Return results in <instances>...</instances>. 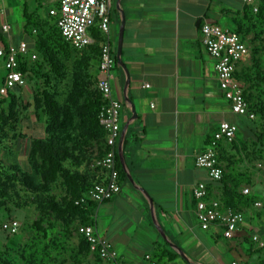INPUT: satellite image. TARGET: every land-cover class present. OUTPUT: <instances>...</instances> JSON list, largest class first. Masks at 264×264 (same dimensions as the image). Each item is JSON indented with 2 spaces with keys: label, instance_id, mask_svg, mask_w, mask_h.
Masks as SVG:
<instances>
[{
  "label": "crops",
  "instance_id": "obj_1",
  "mask_svg": "<svg viewBox=\"0 0 264 264\" xmlns=\"http://www.w3.org/2000/svg\"><path fill=\"white\" fill-rule=\"evenodd\" d=\"M117 2L113 0L111 37L117 50L123 13L125 68L118 63L114 68L112 93L123 103L122 130L133 116L131 104L137 115L130 122L123 151L134 184L128 179L121 184L120 194L97 205L92 217L95 230L126 264H264V251L251 241L258 236L264 242V231L253 217L258 209L246 206V222L232 239H226L219 226L201 229L193 195L196 185L204 182L211 199L225 196L208 172L195 165L223 122L238 126L236 144L220 149L225 174L235 172L243 179L241 189L250 188L258 197L256 202L264 195L254 174L255 165L259 166L258 160L253 161L257 150H242V141L256 135L250 130L251 121L236 115L225 99L217 62L207 54L201 35L202 26L212 23L240 36L248 53L237 65L236 78L250 108L264 109V18L255 12L256 7L264 9V0ZM18 7L23 12V0H0V28L6 22L12 26L10 34H3L9 46L27 42L24 21L17 19ZM93 74L99 76L96 63ZM252 146L256 147L254 142ZM88 172L94 184L107 180L103 169L93 167ZM167 254L177 257L169 262Z\"/></svg>",
  "mask_w": 264,
  "mask_h": 264
},
{
  "label": "trees",
  "instance_id": "obj_2",
  "mask_svg": "<svg viewBox=\"0 0 264 264\" xmlns=\"http://www.w3.org/2000/svg\"><path fill=\"white\" fill-rule=\"evenodd\" d=\"M58 7V4L49 0H23V32L27 42L31 43V53L34 51L37 59L30 64V57H21L20 70L25 76L26 87L18 88L6 96L0 95V151L4 153L3 160H0V212L10 213V204L18 206V202L22 201L19 190L21 187L26 195L35 196L30 205L37 206L43 217L48 215L62 222L64 238L74 250L75 264H90L92 258L93 264H113L93 255L87 240L78 233L79 227L83 225L93 226L92 217L98 204L89 202L86 205H76V201L95 185L88 171L93 170L96 162L103 159L108 150L106 132L99 119L103 98L97 88L98 77L93 74L94 64L100 63L105 38L97 23L90 29L94 43L84 50H76L64 40L56 19L50 15V10ZM44 8L46 11L42 13ZM258 13L264 18V9H259ZM0 41L5 47L9 46L1 30ZM2 64L3 61L0 62L1 67ZM28 82L33 85L28 86ZM2 83L3 77H0V86ZM25 89L31 92L36 124L43 125L44 129L43 137H25L29 144L26 153L27 168L20 163V155L13 149V144L18 139H24L17 131L22 126L23 119L27 120L23 118L26 110L22 106ZM246 100L250 103L247 98ZM251 109L257 118L250 120V130L257 135L258 121L264 122V109L259 106ZM129 134L130 129L123 146L125 152ZM225 144L234 145L236 139L232 142L222 141L216 150L224 173L222 180L215 184L225 193L224 198L218 201L223 209L244 213L246 206L254 208L258 197L252 192L249 195L243 193L241 187L244 181L236 177L235 172L225 174V160L220 154V149ZM116 167L120 183H128L118 152ZM43 221L42 218L30 226H22L21 232L17 234L20 235L27 229L33 233L21 252L25 264L45 263L51 233L44 227ZM4 223L0 221L1 227ZM49 227L54 231L51 224ZM74 232L80 241L78 248L71 244ZM251 241L254 243L253 238ZM260 250L264 251V248ZM176 257L177 255H166L169 262ZM161 261L159 258L160 263ZM0 264L11 263L0 254Z\"/></svg>",
  "mask_w": 264,
  "mask_h": 264
},
{
  "label": "built area",
  "instance_id": "obj_3",
  "mask_svg": "<svg viewBox=\"0 0 264 264\" xmlns=\"http://www.w3.org/2000/svg\"><path fill=\"white\" fill-rule=\"evenodd\" d=\"M50 1L59 5L58 8L50 10V15L56 19L57 27L64 40L73 48L81 51L94 43L90 29L97 23L105 38L101 47L97 88L103 98L99 119L106 132L105 141L108 150L105 157L98 160L94 167L105 170L107 180L95 184L76 201V205H86L89 202L102 204L111 201L122 190L120 174L116 167V155L122 133L120 117L123 103L114 99L112 93V72L117 66L115 43L111 37L113 0ZM252 1L247 0L249 3ZM258 11L259 8L256 7L255 12ZM11 31L12 26L9 23L6 22L1 26L2 34L8 35ZM201 35L207 54L217 62L215 69L219 86L225 99L231 104L233 112L251 121L256 120L257 116L252 112L245 98L243 85L236 78L237 65L248 53L246 44L237 33L224 31L217 24L205 23L201 28ZM21 57L37 59V55L31 53L29 45L25 41H21L17 45L8 47L2 45L0 47V61H3L2 67H0V77H3L0 95L6 96L18 88L26 87L25 76L20 70L19 59ZM145 87L149 88L150 86L146 85ZM237 133V125L229 122L221 123L207 149L196 158V167L206 170L214 182L221 181L224 173L218 160L217 147L222 141H234ZM259 168L264 169V164H259ZM193 192L196 200V218L201 229L208 231L213 226H219L223 231V236L226 239H232L246 222L245 214L232 209H223L218 200L209 197L208 187L204 182L197 184ZM243 193L249 195L250 188H244ZM261 207V202H256L254 205L256 209ZM21 228L22 225L18 220H9L2 226V230L11 236L19 234ZM78 233L87 240L93 255L113 264H126L113 245L100 236L94 226L83 225L79 227ZM253 241L258 243L260 248H264V242L258 236H254ZM230 264L247 263L232 261Z\"/></svg>",
  "mask_w": 264,
  "mask_h": 264
},
{
  "label": "rangeland",
  "instance_id": "obj_4",
  "mask_svg": "<svg viewBox=\"0 0 264 264\" xmlns=\"http://www.w3.org/2000/svg\"><path fill=\"white\" fill-rule=\"evenodd\" d=\"M50 1V0H49ZM46 11V8L42 9L41 12L44 13ZM22 15V8L18 7V18L20 21L24 19L21 18ZM1 29V28H0ZM27 85V82H26ZM33 85L32 83L28 86ZM30 90H24L23 93V101L22 106H24V117L27 118V120L23 119L22 126L18 129L17 134L22 135L24 139H18L16 143L13 144V149L20 155L19 161L23 165L24 168L28 167L27 163V149H28V139L29 137H41L39 134L41 132L39 131L42 129V135L44 132L43 125L36 124V118L34 116V108H33V101ZM262 123V124H261ZM257 135L248 137L249 140L244 143V140L242 141L244 147L242 150L246 153L252 148L254 150H257V152L253 155V161L256 162L259 161V164H264V122L258 121L257 128H256ZM25 137L28 138L25 140ZM258 137V138H257ZM237 138V137H236ZM235 138V139H236ZM260 139V140H259ZM252 142L255 143L254 147L252 146ZM238 142V144H240ZM256 148V149H255ZM15 152V153H16ZM3 154L0 151V160H3ZM244 154V153H242ZM254 174H256L259 178V184H260V190H263L264 192V169L259 168L257 164L255 165V171ZM20 195L22 197V201L18 202V206L14 204H8L10 209V213L7 211L0 212V221L2 223L7 222L9 218L11 220H18L19 223H21L22 226H30L34 222L40 220L43 218L44 227L49 229V232L51 233V238L49 241V247L46 249V257L44 259V264H75V261L73 259L74 256V250L72 246H68V241L64 238V226L62 222L58 221L54 217H49L48 215H44V217L40 214V210L37 208V206L30 205L32 198H34V195L31 194H25L22 190V188H19ZM26 195V196H25ZM259 201L262 203V207L254 212V218H258L257 221L261 225V230L264 231V195L261 197ZM50 216H53L51 214ZM49 224H51L54 227V231L52 227H49ZM33 233L29 232L28 229L23 231L22 234L17 235L16 237L9 236L8 233L4 232L2 230V227L0 225V254L4 256L8 262L11 264H25L22 259V249L23 246L29 242V240L32 238ZM80 241L78 238V235L76 232L73 234L72 243L75 248H78ZM64 247V249L60 250V247ZM90 264H93L94 259L92 258L90 260ZM82 264H88L87 262H83Z\"/></svg>",
  "mask_w": 264,
  "mask_h": 264
},
{
  "label": "water",
  "instance_id": "obj_5",
  "mask_svg": "<svg viewBox=\"0 0 264 264\" xmlns=\"http://www.w3.org/2000/svg\"><path fill=\"white\" fill-rule=\"evenodd\" d=\"M120 0H118L117 4L119 5ZM117 5V6H118ZM124 23H125V19H124V15L122 13V23H121V29H120V34H119V40H118V46H117V54H116V58H117V63L119 66H122L123 68H125V64L122 60V45H123V32H124ZM129 102V101H128ZM132 107V111H133V116L132 118L125 124L122 133H121V138L119 141V146H118V152H119V157H120V161L122 163V166L124 168V171L127 174V177L129 179V181L134 184V179L130 173V171L127 168L126 162H125V157H124V152H123V146H124V142L126 139V135L130 126V122L132 119L136 118L137 115L135 113V108L134 106L131 104ZM141 191H143V189L139 188Z\"/></svg>",
  "mask_w": 264,
  "mask_h": 264
}]
</instances>
